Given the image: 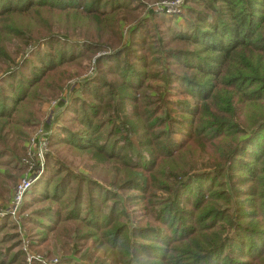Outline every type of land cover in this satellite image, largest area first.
I'll return each mask as SVG.
<instances>
[{"label": "trees", "instance_id": "obj_1", "mask_svg": "<svg viewBox=\"0 0 264 264\" xmlns=\"http://www.w3.org/2000/svg\"><path fill=\"white\" fill-rule=\"evenodd\" d=\"M134 1L0 0V208L16 179L11 172L22 170V129L41 100L39 83H48L64 64L106 50L100 39L112 35L116 43L117 12L140 8L131 6ZM184 2L182 30L167 28V37H155L148 21L156 14L149 12L130 32L128 45L96 57L86 81L99 87L82 102L79 129L61 131L63 144L111 163L113 185L124 194L68 170L42 176L21 211L32 252L52 255L50 238L63 229L79 243L92 242L108 264H264V0ZM42 13L55 20H43V39L15 63L13 56L34 40L14 21ZM76 30L99 40L77 42L60 62L39 61L37 50L49 46L53 32ZM12 42L19 52L10 50ZM118 57L122 61L112 70ZM102 62L112 81L96 73ZM189 148H198L201 167L181 159ZM38 194L46 205L31 209ZM126 205L137 207L139 219ZM15 230L10 217L0 221V264H27Z\"/></svg>", "mask_w": 264, "mask_h": 264}, {"label": "rangeland", "instance_id": "obj_2", "mask_svg": "<svg viewBox=\"0 0 264 264\" xmlns=\"http://www.w3.org/2000/svg\"><path fill=\"white\" fill-rule=\"evenodd\" d=\"M51 1H55V0H51ZM138 1L139 3L140 1L143 2V0H135L131 6L132 7L139 6L140 8H136V10L134 11L118 10L117 18L120 21L119 24H120L121 38L120 39L117 38L116 43H114L112 35L106 36L99 40L94 36L93 33H89V32L85 35L79 36L80 33L79 30H76L71 35L70 33L66 35L55 31L53 32L54 36H51L53 38L49 39V41L47 42L49 43V46L45 45L38 48L39 49L37 50L38 55L42 58V60L39 61L40 62L43 61V63H48L51 59H53L55 62H60V60L63 59L65 60L71 51H75L74 49L76 48L77 42L82 44L84 39L89 41L99 40L108 44L106 50L97 53L95 56L93 54H88L90 58H84V59L78 58L76 61L72 62L71 64L62 65L60 68L56 70L55 73L51 75V78L49 79L48 83L45 82V79H43L39 83L40 86L39 89L42 88L39 91L41 95V100L35 104L36 113L33 116V118H30L29 126L27 125L22 129L25 136L20 145V147L25 146L29 135L39 127H43L48 132L49 145L51 144V147H49L50 154L48 155L47 164H46L47 170L45 169L43 174L34 183H36L42 176L49 177V179H52L56 169H62V170H68L77 177L85 179L86 181H90V180L95 181L99 185L101 184L103 187L108 188L110 191L116 192L117 195L124 194L123 192L117 191L116 186L113 185L115 171L113 170V166L111 163L107 162L106 159L98 160L96 156H94V153L92 151L81 152L78 151L77 149H74L68 145L63 144L62 141L60 140V135L63 127L72 130L79 129V122H80L79 118L81 115V110L86 107V105L83 104L82 102L84 100H86V102L91 101V97L94 90L99 87L98 85L93 86V84H91L90 81L87 84L86 81L88 78L92 77L95 73L96 68L93 63L96 57L102 54L103 55L110 53L113 54L117 50H120L122 49V47L128 45L130 42V34H131L130 32L132 31V29L135 28V25L140 21V18L141 19L144 18L145 14L147 15L148 14L150 15V13L156 14V16H154L151 20L148 21L150 31L152 32V34L156 35L155 37H161V36L167 37L168 36L167 28L182 30L183 26L182 24H179L180 18L178 17L180 15H182L183 17L186 16V8H185L184 0H182V5L179 9L171 10L172 11L171 13L173 14H168V11L170 10L168 6L162 7L163 11L160 10L158 12H155V10H153V8L157 4H160L162 2H170L171 0H155L152 2L147 1V3L143 2L144 5H139ZM104 9L105 11L111 12L112 7L105 6ZM175 11H179V14H175L174 13ZM21 19L22 17H20L19 20H15L14 22L18 24L21 28H23L34 41L29 42L30 40H28L27 43L29 44L22 46L23 48L20 51V54L18 56H13V58L15 59V63L21 62L23 57L28 58L30 54V52H28V49L30 48V46L33 43L37 42L36 41L37 39L42 38L45 35L47 28L44 30L43 20L44 19H47L49 21L55 20V19L50 20V16H45L44 13H42L40 16H33L31 18L26 17L25 19L22 20ZM123 19H126L127 21H124ZM60 21L64 22L62 24L65 25L64 19L63 20L60 19ZM76 22H78L79 24L81 23L78 20ZM66 23L70 24L69 22ZM57 27L58 26H53L52 29H55ZM144 30L145 28L142 27L139 34H144ZM146 37L150 38L148 35ZM60 43L62 44L61 46ZM68 43L70 44L74 43L73 44L74 47L67 46ZM10 44H11L10 50L12 52H19V50L21 49L19 48L20 45L17 42H12ZM13 44L19 46L13 49L12 46ZM133 45L135 46V44ZM24 49L27 50L23 51ZM59 50H66V51L64 53H61ZM121 59L122 58L118 57V60L113 62L109 67L112 70H116L119 61H122ZM31 62L38 63V61H35L34 58H32ZM42 65L44 66L45 64ZM66 68L68 69L65 73ZM27 69H23L21 73H23V75L29 76L28 74L29 72H27ZM98 72L100 74L102 73L103 77L107 81H112L114 79L108 76V73L106 72V63L104 62L100 63V65L97 67L96 73ZM3 74L4 73L2 72L0 75L2 76ZM112 77L114 76L112 75ZM150 84L154 87L161 85L160 83H150ZM51 87L54 89H51ZM43 88H49V91ZM55 89H61V91L60 92L58 90L55 91ZM173 97L174 96H171L172 99H174ZM61 99H64L63 102L64 104L60 103ZM128 108H130V105H128ZM174 136L175 134H173L172 137L176 141H180V138L178 136L175 137ZM197 151L198 148L196 149L189 148L186 154L181 157V159L186 160L187 162L190 161L191 163L195 162L197 163V165H199V167H201V165H203V161H201V159L198 158ZM11 173L16 177V179L14 180V183L11 186L12 188L10 190V195L14 185L17 183L18 180H20V178L23 177L24 170L18 172H11ZM55 180L57 179L54 178V180L52 181ZM75 185H76V181L74 180L69 181L67 192L71 194V192L74 190ZM85 189L87 192L88 188L86 187ZM10 195L8 197V200L2 203V206L8 203L10 199ZM44 197L45 196H43L42 194H38V200L33 205V207H31V209H39L43 205H46L42 202ZM126 210L131 218L139 219L140 212L138 211L137 207L130 208L128 205H126ZM26 211H30V209H27ZM26 213H24V215ZM23 228L25 229V238L30 243V239L28 238V225L25 223V221L23 224ZM15 231L19 235L17 229ZM59 233L60 236H58V239L53 238L55 234H59ZM54 235L50 238L51 246L49 251L52 252V255L47 257L44 253H38V252L37 253L33 252V253L40 255L42 257H46L49 260H54V259L60 260V258L63 256V258L71 259V261L78 264H108V261L105 259L103 252L101 250L100 251L96 250L91 244L92 242L83 241L82 243H79L73 238L72 235L68 236V232L64 233L63 229H56ZM19 238L21 240L20 235ZM29 249H30V245H29ZM57 263L58 262H56L55 264Z\"/></svg>", "mask_w": 264, "mask_h": 264}, {"label": "built area", "instance_id": "obj_3", "mask_svg": "<svg viewBox=\"0 0 264 264\" xmlns=\"http://www.w3.org/2000/svg\"><path fill=\"white\" fill-rule=\"evenodd\" d=\"M181 5L182 0H171L170 2H162L157 4L153 10L158 12L162 10V7L168 6L170 9L168 14H173L171 13V10L179 9ZM174 13L179 14V11H175ZM63 102L64 99H61L60 103ZM48 154V132L43 127H39L29 135L25 144V154L20 162L23 168L22 170H24V175L14 185L8 203L0 208V221L6 217H10L15 224V228L21 236L22 251L25 253L26 262L28 264L32 263V261H37L39 264H55L58 261L57 259L49 260L30 251V243L25 238V229L23 228V214L21 212L23 204L27 200L28 192L30 191L34 182L43 174L45 170V163Z\"/></svg>", "mask_w": 264, "mask_h": 264}]
</instances>
